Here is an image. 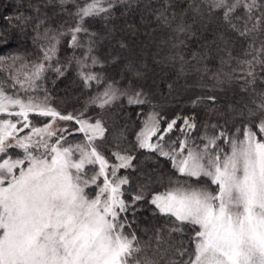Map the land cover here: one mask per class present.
Returning <instances> with one entry per match:
<instances>
[{
	"label": "snow or ice",
	"instance_id": "6c2138e0",
	"mask_svg": "<svg viewBox=\"0 0 264 264\" xmlns=\"http://www.w3.org/2000/svg\"><path fill=\"white\" fill-rule=\"evenodd\" d=\"M65 2L60 0L61 4ZM125 2L86 0L83 6L77 5L76 12L70 13L76 21L74 27L67 32L50 30L52 35L45 32L49 46L42 50L43 60H52L56 44L64 35L71 37L70 48H85L83 34L88 37L84 57L72 59L80 66L78 75L86 87L90 81L99 83V76L83 70L89 60L92 65L99 63L92 55L96 34L89 31L86 22L88 18L107 19L115 4ZM201 3L207 4L210 13L223 10L224 21L242 37L258 30L264 20V0H201ZM189 8L200 14L199 6L189 4ZM239 9H243L246 17L243 31L232 23ZM167 11L168 0H165L157 20L171 26L176 14L170 20ZM182 17L183 13L174 31L194 35L191 25H186ZM16 19L26 20L23 16ZM253 19L256 23L248 28L247 23ZM219 39L228 42L222 34ZM6 42V37L0 34V44ZM256 51L264 52V45ZM10 59L15 62L18 57ZM240 63L247 68L242 69L245 75L237 79L244 80L248 86L254 85L258 78L255 66L261 65L264 71V58L254 56ZM45 70V63H37L24 79L13 76L0 83V113L16 118V122L0 119V264H264V139L258 138L264 135V92L259 93L258 103L252 101L255 108H249L250 116L257 112L262 116L255 125L257 131L249 121L243 128V139L221 131L219 135L205 134L200 138L202 144H197L191 134L197 124L192 117H184L180 126L184 138H178L179 148L175 147L177 141H172L165 150V137L181 118L171 120L161 129L163 118L156 112L148 114L136 136L138 148L170 159L173 168L185 179L181 182L169 178L170 187L153 195L151 203L162 215L175 220L167 239L162 229H156L155 244L149 238L142 246L135 233H126L130 222L121 215L144 198L138 193L131 204L122 198L127 191L122 186L130 181L127 176L118 175V171L135 167L134 157L114 152L112 155L119 163L110 165L97 143L98 139H107V129L101 120L91 123L82 118L83 114H62L48 105L47 96L39 101L31 96L21 99L16 92L9 94V88L15 89L17 84V91L22 89L25 93L39 89L41 86L36 81ZM55 71L63 75L59 68ZM114 83L93 97L91 103L98 102L99 107L105 108L122 95L127 96L129 105L147 103L143 91L121 92ZM207 99L213 104L218 102L215 96ZM10 108L19 110L10 111ZM29 113L51 119L43 127L32 126L27 135H15L16 131L30 127ZM57 118L75 121L79 125L76 131L84 134V141L73 145L63 134L58 135L53 129ZM17 124H22V128L18 129ZM236 132L241 129L237 128ZM53 137L55 140L50 143ZM153 137L155 142H150ZM221 140L228 145V151L218 143ZM203 178L210 180L215 190H209L210 185ZM202 182L203 186H195ZM92 191L94 196L90 195ZM189 225L190 246L185 247L183 241L177 244L172 233L182 234Z\"/></svg>",
	"mask_w": 264,
	"mask_h": 264
},
{
	"label": "trees",
	"instance_id": "16d2710c",
	"mask_svg": "<svg viewBox=\"0 0 264 264\" xmlns=\"http://www.w3.org/2000/svg\"><path fill=\"white\" fill-rule=\"evenodd\" d=\"M85 2L66 0L61 4L60 0H0V34L7 41L0 44V58H3L0 62V83L13 76L22 80L33 70L34 64L43 62L46 70L41 79L36 81L41 86L39 89H29L25 93L22 89L17 91V84L15 89L9 88V94L16 92L21 99L31 96L39 101L47 96L48 105L62 114H83L84 119L102 121L107 129V139H98L97 143L109 158L110 165L119 163L112 155L114 152L134 157L132 163L135 167L118 171V175L127 176L130 181L122 186V190H127L122 198L131 204L136 194L140 193L144 197L132 205L130 211L121 214L130 222L126 233H135L142 246L149 238H153L154 245L156 229H162L167 239L175 218L162 215L151 203V197L170 187L169 178L182 182L185 177L173 168L170 159L157 152L138 148L136 134L151 111L163 118L161 129L166 128L171 120L181 118L174 130L165 137L166 150L172 141H177L175 147L179 148L178 138H184L180 133L184 117H192L197 124L191 133L197 144H202L200 138L205 134L219 135L221 131L242 139L243 128L249 121L252 122L253 130L257 131L255 125L262 116L259 112L250 116L249 108H255L252 101L258 103L259 93L264 92V79H261L264 71H261V65L255 66L258 78L251 86L237 77L244 76L245 71L242 69L247 68L240 61L252 60L254 56L264 58V52L256 51L264 45V20L258 30L242 37L224 21L223 10L210 13L207 4H202L201 0H168L166 15L171 20L173 13L176 14L171 26L157 20L159 12L165 7V0H126L125 3L115 4L107 19H87L86 27L96 34L92 55L99 63L92 65L89 60L88 67L83 70L99 76L100 82L90 81L86 87L78 75L81 68L72 57H84L87 36L81 34L85 44L83 49L69 47L70 35L60 37L51 61L43 60L42 51L49 46L45 32L49 31L52 35L54 33L50 30L67 32L68 28L74 27L76 21L70 13H75L77 5L83 6ZM189 4L199 6L200 14L193 12ZM182 13L183 22L191 25L190 31L194 35L174 31L176 24L181 22ZM18 16L26 20L17 21ZM235 16L242 19H236ZM245 20L243 9H239L232 23L243 31ZM254 23L255 19L249 21L247 27L251 28ZM221 34L227 43L219 39ZM11 57L18 59L13 62ZM49 64L51 68L47 67ZM56 68L63 75L58 74ZM113 82L114 87L121 92L131 94L143 91L147 103L129 105L127 96H121L105 108L91 103L93 97ZM210 96H215L218 102L213 104L207 99ZM8 117L6 114L0 115V119ZM57 120L61 129L65 130L63 133L57 131L58 135L63 134L73 145L83 141V133L76 131L79 125L75 121ZM29 121L30 127L24 129L27 134L32 126H41L48 118L30 114ZM212 125L217 127L213 128ZM237 128L241 132L237 133ZM121 132L123 135H120ZM54 140L55 137L52 138ZM218 143L228 151L227 144L222 140ZM91 174L89 172V176ZM102 180L99 182L102 183ZM203 180L210 185L209 190H215L216 186L211 185L210 180ZM195 186H203V182ZM90 195L94 196L95 191L90 192ZM190 229L189 225L182 234L172 233V239L177 244L183 241L185 247H189Z\"/></svg>",
	"mask_w": 264,
	"mask_h": 264
},
{
	"label": "rangeland",
	"instance_id": "374dc122",
	"mask_svg": "<svg viewBox=\"0 0 264 264\" xmlns=\"http://www.w3.org/2000/svg\"><path fill=\"white\" fill-rule=\"evenodd\" d=\"M102 93V92H101ZM123 96V95H122ZM121 96H119L117 99H119ZM116 99V100H117ZM96 105H98L99 106V103L97 102L96 103ZM19 109L18 108H10V111H18ZM152 112H154V111H151L150 113H152ZM1 114H6V113H0V115ZM30 114H35V113H29V115ZM7 115V114H6ZM147 117H148V115L146 116V118H145V120L147 119ZM5 119H9V120H12L13 122H16V118L15 117H8V118H5ZM51 118H48V121L46 122V123H48L49 122V120H50ZM96 120H98V119H96ZM96 120H89L91 123H94ZM45 123V124H46ZM45 124H43V125H41V126H36V127H43ZM142 127H143V125H142ZM141 127V128H142ZM17 128L18 129H20V128H22V124L20 125V124H17ZM53 129L54 130H57V131H59L60 129H61V127H60V124H59V122H58V120L56 119L55 120V122L53 123ZM141 130V129H140ZM140 130L138 131V132H140ZM15 135H17V136H24V135H27V131L25 132L24 131V129L22 130V131H16L15 132ZM83 136H84V134H83ZM136 136H137V134H136ZM34 139H38V137H34ZM243 139V138H242ZM260 139H264V135H261V137H260ZM155 140H156V137H153L152 138V140L150 141V142H155ZM83 141H84V139H83ZM137 141V140H136ZM50 143L51 142H53L52 141V139L49 141ZM146 150H148V149H146ZM166 150V149H165ZM18 151H20L21 152V154H22V150H18ZM171 161V160H170ZM171 163H172V161H171ZM98 167V166H97ZM152 197H153V195H152ZM152 197H151V200H152ZM155 206V205H154Z\"/></svg>",
	"mask_w": 264,
	"mask_h": 264
}]
</instances>
